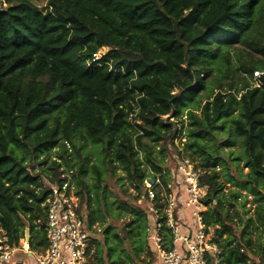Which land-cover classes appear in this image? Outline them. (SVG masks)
<instances>
[{
    "label": "trees",
    "instance_id": "obj_1",
    "mask_svg": "<svg viewBox=\"0 0 264 264\" xmlns=\"http://www.w3.org/2000/svg\"><path fill=\"white\" fill-rule=\"evenodd\" d=\"M235 45L264 56V0H0V228L9 243L18 245L29 229L32 250L47 246L49 190L41 176L62 183L72 171L85 191L76 193L89 226L104 225L114 213L103 169L90 165L88 153L72 164L73 153L100 148L102 160L114 173L119 164L140 197L152 175L145 163L166 178L164 159L187 112L185 156L206 171L207 202L217 201L203 216L216 228L223 263L249 264L250 253L264 261V240L254 250L246 228L235 236L237 214L230 210L238 194L231 192L228 208L218 197L224 184L217 168L229 171L234 154L224 149L239 143L247 184L264 199V76L256 87L238 74L252 78L264 62L239 60L237 76L225 81ZM103 47L108 52L95 59ZM213 81L217 91L193 109ZM88 172L96 175L92 185L82 179ZM131 215L124 234L105 230L110 264L152 257L148 216L141 208ZM255 217L264 228V207ZM97 262L106 264L98 246Z\"/></svg>",
    "mask_w": 264,
    "mask_h": 264
},
{
    "label": "built area",
    "instance_id": "obj_2",
    "mask_svg": "<svg viewBox=\"0 0 264 264\" xmlns=\"http://www.w3.org/2000/svg\"><path fill=\"white\" fill-rule=\"evenodd\" d=\"M263 76L264 69L253 72L254 86H261ZM173 157L175 168L165 172V179L152 173L143 181L140 200L148 204L145 212L152 257L139 264H224L223 249L214 241L216 228L207 226L203 216L217 204L215 199L207 202L208 188L203 183L206 171L181 153ZM71 174H63L66 181L48 188L43 204L46 248L32 250L28 246L21 251L9 243L0 228V264H14L20 259L23 264H98L95 226L88 224L80 197L71 186ZM165 230L170 236L166 237ZM18 252L24 256L18 257Z\"/></svg>",
    "mask_w": 264,
    "mask_h": 264
},
{
    "label": "rangeland",
    "instance_id": "obj_3",
    "mask_svg": "<svg viewBox=\"0 0 264 264\" xmlns=\"http://www.w3.org/2000/svg\"><path fill=\"white\" fill-rule=\"evenodd\" d=\"M43 1H41V4ZM109 50L108 47H103L100 49L98 56L101 57L105 53H107ZM229 58H230V64L225 63V68L229 67L230 69L225 70L223 72V77L225 78V81L229 82L234 77L237 76L236 73H234V68H236L241 62L245 61L248 62L251 60L253 63H256L258 61L264 62V56L255 53L249 49H244L241 45H235L234 48L229 49ZM260 67V66H259ZM259 70V69H256ZM241 78H248V81L253 84L254 81H252V78L250 74L243 73L242 70L239 71ZM216 77L218 75H215ZM209 91H204L200 93V103L195 102L192 105L193 109H197L202 107L204 103L206 102L207 97L212 94L213 90H216V83L213 81L211 83ZM217 91V90H216ZM198 114L200 111L198 110ZM187 112L184 113V116L177 120L180 124L183 122V132H181L180 137L175 140L174 146L170 148V153L167 155V159H164V165L168 169L172 170L175 168V164L173 163L174 157L173 155L176 154H183L185 155L184 151V142L186 141V128L188 126V119L186 117ZM166 118V117H165ZM187 120V121H186ZM170 121L175 122L173 118H170ZM164 148V146H163ZM159 150H162V147L156 148V152H159ZM226 152H232L234 150V154L231 157V160L229 162V171L228 167H219L217 168V171L220 173V180L224 184V190L223 193L218 195L219 198H221L224 202V204H227L228 208V202L230 198L231 192H236L239 196L237 201L231 200V203L234 205V207L230 210L231 215L234 216L237 214V218L234 216V232L236 238H240L242 234V230L246 228L248 233L245 235L246 238L251 237L253 240V248L254 250H257V247L260 243H263V235L261 234L264 231V228L261 224L256 222L255 212L261 210L264 207V199L259 198L256 196L253 192V190L250 188V186L247 184V180L245 178V175L249 173V169L246 167L245 161L243 160V149L240 146L239 143L235 147H233L231 150L226 148L224 149ZM85 153H88L89 155V162L90 165L93 163H98L100 167L103 169V179H104V185L106 187L108 197L110 202H113V213L114 215L107 218L104 225H100L99 223L95 224V230L94 235L97 239V246L99 247L100 253H103L105 263L110 264V260L105 256L106 254V246L104 244V238H105V230L106 228H112L116 232H120L124 234L126 232V226L132 219L131 210L134 208H141L144 211L148 210V204L145 200H140V197L137 194V190H135L136 187L132 186L130 184L129 179L126 177L125 173L120 169L119 164H115L116 167V173H114V170L112 167H110L106 161L102 160L100 148H93L91 146H87L83 153L77 154L73 153V163L76 164L77 160H79V155L82 160L84 159V156H86ZM227 155V153H224ZM56 154L52 153V158L55 157ZM139 156L141 159H143L142 152L139 153ZM160 158V156H159ZM197 159H199L197 157ZM199 161V160H198ZM146 170L149 172L154 173L155 171L145 163ZM64 169V168H63ZM74 172L77 174V169H74ZM230 172V173H229ZM36 174V172H34ZM40 173V172H39ZM38 174V173H37ZM41 174V173H40ZM95 177L96 175L94 173L88 172L82 179L84 180L87 185H92L95 183ZM41 181L43 184V187L46 189L50 188L53 184L49 183L46 178L41 176ZM77 180H71V186L74 187L76 192H85L81 186H77ZM262 192L263 190L260 189ZM141 192H143L141 188ZM217 197V198H218ZM84 209V215L88 212ZM117 209L116 211H114ZM122 215V217H120ZM40 224V223H38ZM27 236H29V229H26L25 231V238L21 239L17 247L22 251L23 249H28L29 246V239L27 240ZM30 247V246H29ZM125 247L128 248V244H125ZM247 252V251H245ZM248 253V252H247ZM145 252H142V256L145 257ZM249 254V253H248ZM132 255V254H131ZM18 257H23L24 255L21 252H18ZM251 264H263L262 258L259 256H255L253 254H249ZM124 257V256H123ZM125 258V257H124ZM113 259L116 260L117 256H113ZM24 261H27L26 258H23ZM17 262L21 263V259L17 260ZM133 263L139 264L138 260H135Z\"/></svg>",
    "mask_w": 264,
    "mask_h": 264
},
{
    "label": "water",
    "instance_id": "obj_4",
    "mask_svg": "<svg viewBox=\"0 0 264 264\" xmlns=\"http://www.w3.org/2000/svg\"><path fill=\"white\" fill-rule=\"evenodd\" d=\"M106 147H107V145H106ZM29 239V237L27 236V240Z\"/></svg>",
    "mask_w": 264,
    "mask_h": 264
}]
</instances>
